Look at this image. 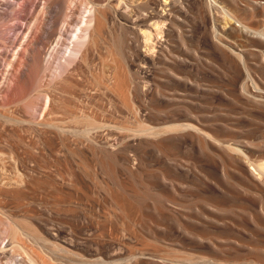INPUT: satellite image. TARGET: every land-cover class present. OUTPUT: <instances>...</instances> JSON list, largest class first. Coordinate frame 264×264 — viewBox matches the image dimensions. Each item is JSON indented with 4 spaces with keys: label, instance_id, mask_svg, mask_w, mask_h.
Wrapping results in <instances>:
<instances>
[{
    "label": "rangeland",
    "instance_id": "rangeland-1",
    "mask_svg": "<svg viewBox=\"0 0 264 264\" xmlns=\"http://www.w3.org/2000/svg\"><path fill=\"white\" fill-rule=\"evenodd\" d=\"M60 1L0 0V187L20 192L0 195V220L35 234L26 243L43 264H264V36L221 0H155L163 37L151 49L130 41L118 100L92 87L95 49L88 65L76 56L69 85L50 71L37 83L42 43L45 59L71 48L75 20L65 22L79 0L64 8L67 20L51 19ZM230 1L264 9V0ZM29 101L41 105L32 115ZM85 114L105 130L74 120Z\"/></svg>",
    "mask_w": 264,
    "mask_h": 264
},
{
    "label": "bare ground",
    "instance_id": "bare-ground-1",
    "mask_svg": "<svg viewBox=\"0 0 264 264\" xmlns=\"http://www.w3.org/2000/svg\"><path fill=\"white\" fill-rule=\"evenodd\" d=\"M74 1L75 0H62L59 3L52 4L50 7L48 6V8H49L48 13L51 15V19H52V17H54V16L55 17H58L56 15H59L61 18H63L62 20H64L65 16H67L70 12H73L72 14H70V15L67 16V19L68 20L71 19L72 21L75 20V24L73 25L74 28L71 26L73 28V30L70 27L71 28L70 30H72L71 31L72 32V34H71L72 37H70V38L72 40H71V48H68V52L65 51V53L67 55H64L65 53L62 54V55H60L63 51H60L61 53H58V49L60 50V48H61L60 45L58 47L57 46H54V48H52L51 51L48 53V56H46L47 57L46 59L43 58V56L45 55V52H44L43 49H44V46L46 44L45 43H42V45L40 46V50L38 49L39 50V53L37 51L36 58L34 56V59H36V61H38L39 64H40L38 70H40V73L42 75H40L39 79L37 80V83L38 84H40V82L43 83L45 81L44 78L46 76H48V75H46V73H48L50 71L52 73L49 72L48 74H50L49 77L51 79L56 80V81L58 80L57 82L59 84H62L63 83L65 85V83L69 82L68 81L69 76H73L72 74L76 71V67L73 66L74 65L73 62L75 61L76 56L79 55V61L80 62L82 61L81 64H84L85 61H86V58H87L88 53L92 49H95V50H97L96 52H98V53L100 52L99 53L100 55L98 54L99 57H97V55H96V57H97L96 59H98V61H99L98 72H96V73L93 72L92 74L90 73L91 76H90V74H89V76L91 78L88 76V78L92 79V82H93V84H92L93 86L92 87L95 88L96 90H98L99 92L100 91H103V90H106V91H109L111 93H114L116 95V98L119 100L122 97V95L124 94L122 91H125L124 88L127 85V84H125V81H126V78H127V75L125 76V74H126L125 73V62H126V60H125L126 57L125 56H127V51L129 49L130 50H133V49H131V48H133V47H131L133 45L130 46V44H131L130 41H132V39H133L137 43V45H138V43L140 42L139 41V39H140L146 46H148V48L151 49V47H153V46H151V43L153 41V37H157V36H160V35H162V37H163L164 26H165V23H166V18L164 17L163 13L158 10V8H157L158 7V3L155 0H142L143 1L142 3L136 4V5H134V4L137 1H139V0H79V2L78 3L76 2V4H75L76 7L74 5H73L74 7H71L74 10L71 9V11H70V8H69V11L70 12L68 14H67V12H65L66 10L63 11L67 4L69 5V3L74 2ZM165 1L166 0H163L164 3H166ZM221 1H223V3H225L224 5L227 6V9L229 10L228 13H231V16L234 17L235 19H237V21L241 23V25H242V27L244 29H246V30H248L250 32L252 31L254 33H258V34L264 36V27H261V29L255 28L256 27L255 26V22L257 21V19H258V21H261V18L264 17V9H263V7L260 8L259 5L257 6V5L251 4L250 5V9H252V12H250V14H249L248 12L242 11L241 9H239L238 7H236L233 4V2H231L230 0H221ZM37 2H39V1H37ZM12 4H13V2H12ZM80 7L82 9V12L81 13H83L84 15L83 14H82V16L80 15L81 18L78 17L77 18L78 20L76 19L77 16H75V19H74V15H76L78 13V10L77 9L80 8ZM150 10H151V12H149ZM80 11H79V13H80ZM63 13L64 14L66 13L67 15L66 14L64 15ZM78 16H79V14H78ZM46 17H48V16H46ZM61 18H60V21H61ZM67 19L65 18V20H67ZM71 20H70V22L69 21L68 22H65L67 24V26H70L68 24L72 22ZM49 22H48V24H49ZM62 22H64V21H62ZM55 23H53V24H55ZM48 24L46 25V23H45V25L47 27H49V28H47L45 26L46 27L45 29H47V30L44 29V31H43V32H45V35L43 33V35H44L43 37H45L46 39H49V36L52 33V31H51V33H49V31H48V29H50V26H48ZM71 24H73V23H71ZM49 25H51V23ZM253 26H255V27H253ZM21 28H22V32H23L25 30V28L24 27H21ZM65 30H66L65 27L64 28H60V31H61L60 32V36H61V33H63V32L65 33ZM169 31L171 32V30H169ZM68 33H69V31H68ZM226 33H228L231 36L230 39H232L234 41L235 46L242 47L241 44L239 43L240 42L239 41L240 39H238V37L240 36V34H239V36H237L238 34L237 33H236L237 35L235 34V29L233 27H231ZM57 35L59 36V34H57ZM66 35H68V34L66 33ZM68 40H70V39H68ZM59 42L62 43V41H59ZM63 42H65V41H63ZM153 42H155V41H153ZM256 43H254V44L252 43V45H250V43H249V45L256 48V47H258ZM58 44L59 43H57L56 45H58ZM139 44L141 45V42ZM142 46H143V44H142ZM135 47H137V46H134V48ZM148 48L146 47V49H148ZM65 49H67V47ZM144 50H145V48H144ZM96 52H94V53H96ZM56 53L58 55H56ZM147 53H151V52H147ZM143 54H145V53H143ZM33 55H31L32 58H33ZM54 55L57 56V59L56 60H58V63L56 62L57 65L54 67V70L51 71L49 69V67H50L49 64H51L50 61L52 60V58L54 57ZM262 55L263 54H261V56ZM90 60H91V58H90ZM34 61L35 60H33V61L31 60L32 63ZM95 61L98 62L97 60H95ZM95 61H94V63H95ZM36 64H37V62H36ZM85 64L88 65L89 63H85ZM96 65H98V64H96ZM78 67L79 66H77V68ZM82 70H83V68H82ZM48 78H47V80H48ZM70 78H72V77H70ZM75 78H76V76H75ZM47 82L48 81H45V83H47ZM51 82H52V80H51ZM126 83H128V81ZM59 84H58V86H59ZM61 87H62V89H65L66 86L65 87L64 86H61ZM67 88L68 87H66V89ZM61 93H64V95H65L66 92L64 91V92H61ZM46 94H44V95H46ZM40 96H42V95L40 94ZM44 97H46V96H44ZM80 98H81V96H80ZM71 99H70V101H71ZM26 101H28V100H26ZM79 102L80 101H78V103ZM24 103H25L24 104V107H25V110L28 113V115H29V112H31V115H32V111L35 112L36 109L38 108V105H39L38 102L37 103L36 102L33 103L32 101L24 102ZM59 103H60V101H59ZM122 103H123V101H122ZM40 106L41 105H39V107ZM58 106H60V105H58ZM64 107H65V105H64ZM89 107H90V105H89ZM86 109H87V107H86ZM66 111H67L66 112L67 114H70L69 116H72V115L77 114V112H75L74 110H68L67 109ZM0 112H2V111H0ZM50 113H53V112H50ZM66 113H65V115H66ZM82 115H84V114H82ZM81 116L80 117H74L75 119L74 118L73 119L74 120H78L79 119L80 123L82 121L85 125L82 124V123L81 124L84 125V126H86V128H87L86 130H89L88 127H90V129L92 128V130H95L96 133H97V130H98V132H100L102 129L105 130V127H107V126H105L106 124L104 122H102V123H104L105 125L102 124L101 122H99L98 118L95 115L94 116H91V115L89 116V115H86L85 114V116H82V118H81ZM99 119H100V117H99ZM55 127H56V125H55ZM103 130H102V132H103ZM95 131H93V132H95ZM91 133H92V131H91ZM88 139H90V138H88ZM9 151H10V149H9ZM0 153H2V152H0ZM5 153H6V151H5ZM107 158H109V157H107ZM254 162L252 163L253 165H254ZM103 163H105V162H103ZM257 163H256V166H257V168H259L262 164L260 163V165H257ZM260 169H262V168H260ZM8 178H10V177H8ZM8 180L6 181L7 182L6 183L7 185L9 184L8 183ZM3 184L6 187L5 182ZM10 185H11V183H10ZM10 185H8L9 188H10ZM8 189L7 188H4V186L3 187H0V195H1V197L2 196L7 197V195H9V193H11V192H12V194H14L15 191L14 192L13 191L10 192V189L9 190ZM17 191L18 190H16V192ZM17 193L20 194L19 191ZM16 195H18V194H16ZM1 205H2V203H1ZM1 207H3V206H1ZM5 208H4V210H5ZM22 225L23 224L18 219H14L12 216L7 217L5 220H0V264H43V262H40L38 259L35 258L36 256L32 252L34 250L31 249V248H29L28 245H27V243H26L28 240H31V238H34L35 237V234L31 233L30 230L26 229ZM34 253H35V251H34ZM44 264H45V262H44Z\"/></svg>",
    "mask_w": 264,
    "mask_h": 264
}]
</instances>
